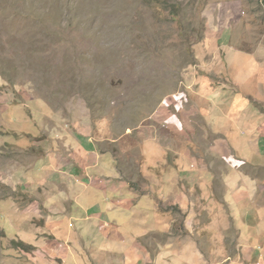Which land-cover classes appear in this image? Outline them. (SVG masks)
I'll return each mask as SVG.
<instances>
[{
  "label": "rangeland",
  "instance_id": "obj_1",
  "mask_svg": "<svg viewBox=\"0 0 264 264\" xmlns=\"http://www.w3.org/2000/svg\"><path fill=\"white\" fill-rule=\"evenodd\" d=\"M69 138L153 201L151 254L264 264V0H0V264H63Z\"/></svg>",
  "mask_w": 264,
  "mask_h": 264
},
{
  "label": "crops",
  "instance_id": "obj_2",
  "mask_svg": "<svg viewBox=\"0 0 264 264\" xmlns=\"http://www.w3.org/2000/svg\"><path fill=\"white\" fill-rule=\"evenodd\" d=\"M73 149L75 154L76 152L79 154L75 158L78 162L77 169L81 171L83 177L77 178L73 175L74 180L68 179L67 182L66 177L63 176L69 173L67 171L70 167L62 166L64 163L60 161H54L57 170L52 171L60 181L63 180L62 185L65 188L58 190L55 198L57 197L64 206L67 204L70 219L69 232L67 235H62L63 233L58 232L61 229L55 228V223L58 227L62 226L63 221L58 223L61 221L58 216L62 214L47 217L46 229L49 230L53 222V232L55 230L58 232V234L52 232L53 237L55 236L54 246L50 244L60 250L59 253H52L53 258L62 260L63 264L192 263L195 256L189 255L187 248L178 253L173 251L172 245L169 244L162 247L158 255L151 254L141 240L149 233L170 230L168 224L162 227L160 215L155 210H151L154 215H149L150 209L146 208L145 204L149 205L153 201L140 199L139 202H135L134 195L131 192H124L125 186L115 181L118 179L116 175L113 179L104 175L108 171L107 164L99 163L104 155L96 153V147L91 139L83 138L78 146L75 140L69 138L65 152L71 156ZM58 158L60 160V156ZM68 162L71 161L68 159ZM93 169L100 170L98 176L91 172ZM57 186L60 187V184ZM93 186L102 193L98 196V200L87 194ZM153 217H155L154 221H152ZM150 220L153 225L151 227Z\"/></svg>",
  "mask_w": 264,
  "mask_h": 264
},
{
  "label": "trees",
  "instance_id": "obj_3",
  "mask_svg": "<svg viewBox=\"0 0 264 264\" xmlns=\"http://www.w3.org/2000/svg\"><path fill=\"white\" fill-rule=\"evenodd\" d=\"M23 246L29 247L30 245H23Z\"/></svg>",
  "mask_w": 264,
  "mask_h": 264
}]
</instances>
